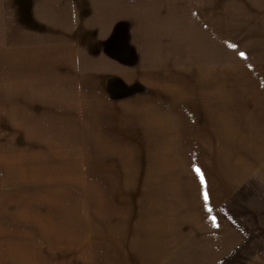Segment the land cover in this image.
Segmentation results:
<instances>
[{
    "label": "rangeland",
    "instance_id": "rangeland-1",
    "mask_svg": "<svg viewBox=\"0 0 264 264\" xmlns=\"http://www.w3.org/2000/svg\"><path fill=\"white\" fill-rule=\"evenodd\" d=\"M143 17V61L125 27L106 47L143 82L104 86L144 105L26 102L35 68L0 46V264H150L146 237L192 232L205 193L239 225L225 264L264 261V0H144Z\"/></svg>",
    "mask_w": 264,
    "mask_h": 264
},
{
    "label": "crops",
    "instance_id": "crops-1",
    "mask_svg": "<svg viewBox=\"0 0 264 264\" xmlns=\"http://www.w3.org/2000/svg\"><path fill=\"white\" fill-rule=\"evenodd\" d=\"M143 14L144 0H0V30L9 31L8 42L0 41V46H23L20 55L23 54L26 62L23 63L24 68H35L33 81H24L26 102L34 100L35 105H45L46 101L51 102L49 105H79V101L85 105H144L143 99L136 102L122 100L114 104L107 99L105 90L106 83L115 75L130 84L143 82L142 73L137 76L124 71L119 64L122 59L112 56L106 49L117 32L125 27L130 30L129 40L137 60L143 61V55L152 51L151 47L144 49L138 43L145 37V34L143 38L139 36L140 32L144 33L146 25ZM152 26L146 29L150 30ZM112 52L114 55L117 53L115 50ZM16 61L21 62L20 58ZM81 69H84L85 76H80ZM89 69L97 71V74L88 75ZM33 82L38 83L35 85ZM95 85L101 91L94 88ZM29 93L37 96L35 99L27 98ZM243 180L241 178L234 183ZM208 200L204 206L194 207L191 219L193 222L200 220L192 232L177 236L174 232L170 235L165 229L162 234L156 231L146 237L150 264L157 261L160 264H225L229 256L240 248L235 233L238 223L235 226L234 220L231 225L230 221L225 222L223 209L219 207L222 202L217 201L215 209L213 202L208 203ZM204 214L211 218L207 219L208 224L201 226ZM76 233L78 236L82 232ZM166 233L170 236L167 241L164 240ZM139 237L136 238V251L139 250ZM163 242L167 251L155 256L153 247ZM125 252L133 255L130 250ZM231 262L234 264V260ZM246 264H264V261L255 258Z\"/></svg>",
    "mask_w": 264,
    "mask_h": 264
},
{
    "label": "snow or ice",
    "instance_id": "snow-or-ice-1",
    "mask_svg": "<svg viewBox=\"0 0 264 264\" xmlns=\"http://www.w3.org/2000/svg\"><path fill=\"white\" fill-rule=\"evenodd\" d=\"M234 47V45H233ZM241 56H244V53H241ZM195 171L197 172V174H200V169L199 168H196ZM201 180L203 181V177H202V174H201ZM208 197H207V194L205 193V201H207ZM210 211V209H209Z\"/></svg>",
    "mask_w": 264,
    "mask_h": 264
},
{
    "label": "bare ground",
    "instance_id": "bare-ground-1",
    "mask_svg": "<svg viewBox=\"0 0 264 264\" xmlns=\"http://www.w3.org/2000/svg\"><path fill=\"white\" fill-rule=\"evenodd\" d=\"M36 130H37V131H38V130L40 131L41 129H36ZM36 130H35V131H36ZM29 161H30V160H29Z\"/></svg>",
    "mask_w": 264,
    "mask_h": 264
}]
</instances>
